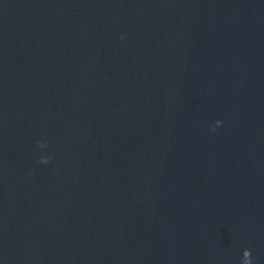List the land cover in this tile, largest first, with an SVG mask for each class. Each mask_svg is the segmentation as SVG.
Wrapping results in <instances>:
<instances>
[{
  "label": "water",
  "instance_id": "water-1",
  "mask_svg": "<svg viewBox=\"0 0 264 264\" xmlns=\"http://www.w3.org/2000/svg\"><path fill=\"white\" fill-rule=\"evenodd\" d=\"M245 249L264 264V0H0V264Z\"/></svg>",
  "mask_w": 264,
  "mask_h": 264
},
{
  "label": "clouds",
  "instance_id": "clouds-1",
  "mask_svg": "<svg viewBox=\"0 0 264 264\" xmlns=\"http://www.w3.org/2000/svg\"><path fill=\"white\" fill-rule=\"evenodd\" d=\"M221 123V121L217 120L216 121V124L219 125ZM213 130H214V127H213ZM39 147L40 148H45L46 147V144L42 143V142H37ZM40 163H43V164H47L49 162V159L47 157H41L40 158ZM245 255L246 257L248 258L247 259V264H251V259H250V256H251V253H250V249H245Z\"/></svg>",
  "mask_w": 264,
  "mask_h": 264
}]
</instances>
